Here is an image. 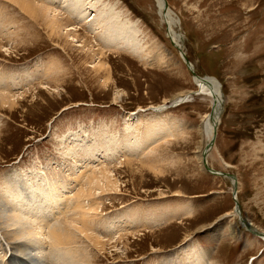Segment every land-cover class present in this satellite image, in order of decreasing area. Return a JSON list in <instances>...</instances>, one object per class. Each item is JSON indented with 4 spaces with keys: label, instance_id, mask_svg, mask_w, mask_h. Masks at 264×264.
Here are the masks:
<instances>
[{
    "label": "rangeland",
    "instance_id": "1",
    "mask_svg": "<svg viewBox=\"0 0 264 264\" xmlns=\"http://www.w3.org/2000/svg\"><path fill=\"white\" fill-rule=\"evenodd\" d=\"M106 1L141 31L138 45L146 50L140 56L108 49L99 57L101 43L91 36L89 51L80 53L71 41L58 46L40 23L0 0V100L15 102L10 111L7 104L0 109V195L27 206L18 183L25 181L35 195L55 187L57 196L48 200L56 216L48 227L82 214L77 203L85 211L89 205L87 235L110 244L100 253L83 236L75 238L86 264H187L196 250L214 264H264L263 241L237 225L229 181L201 166L200 126L211 111L209 99L189 93L193 76L168 40L154 1ZM166 2L196 76L213 78L222 89L208 164L235 176L242 215L264 233V0ZM83 28L77 33L85 34ZM181 95L190 98L179 105ZM103 171L110 172L111 189L117 183L121 192L80 195L90 175ZM229 228L238 240L230 239ZM0 255V264L31 263L27 254L6 253L1 242Z\"/></svg>",
    "mask_w": 264,
    "mask_h": 264
},
{
    "label": "bare ground",
    "instance_id": "2",
    "mask_svg": "<svg viewBox=\"0 0 264 264\" xmlns=\"http://www.w3.org/2000/svg\"><path fill=\"white\" fill-rule=\"evenodd\" d=\"M7 1H9L13 5H15L21 11V13L26 14L33 21L40 23L44 27V29L47 31L50 38H52V39L56 38V40L58 39V46H61V45H59V43H63L64 46L63 45L61 46L63 48H65L68 45V41H71V42H75V44H76L75 46H76V48L79 49L78 51L80 53L82 51H84L85 49L87 51H89L91 49V47H89L90 42H91V40L89 38L93 37L94 38L93 40L97 41V43L98 42L101 43V48L99 49V47H98V49H96V50H99V54H100L99 57H102V58H103V52L102 51L108 50V49H116V50L123 49L126 52H129L130 54L137 55V56H140V54H143V52H145V50H146V46L145 47H143V46L139 47V45H138L137 39H139L141 31H139V29L134 24V22L128 20L129 18H127L126 13L123 10L119 9L117 4H113L111 6L112 9H108L109 6L107 7L108 2L106 0H50L49 6L45 3H42V2H40L38 4L35 0L34 1L33 0H7ZM153 1H154V4L156 5V7L158 9V14H159V17L161 18L162 23H164L166 25L168 40L171 43L173 42L174 44L179 45L180 39L177 37V34L175 32V29H174L179 24L178 18L169 9L168 4L165 8L163 0H153ZM63 15L66 16V19L63 18ZM68 22H71L72 24H70ZM82 25H86V28L85 29L83 28L84 31H86V33L85 34H78L77 33L78 27H80ZM0 48H2V47H0ZM4 51H7V50H4ZM84 57H86V56H84ZM146 57H149V55L146 54ZM99 64L100 63H98V65ZM102 65H103V63L101 64V66ZM105 67H107V66L105 65ZM192 85H193L194 89H193V91L191 90L189 93H191V95H194V96H202L204 98H208L209 103H210V110L211 111H210V113H206V115L204 116L203 122L200 126L201 136L203 137V140L205 142V149H206V146L211 141L213 136H214V141H215L216 134L214 135V131L217 130V128L220 124V118H221V114H222L221 109H222V103H223L224 97H223L222 89H221L219 83L216 80H214L213 78H209V77H203L202 78V77H198V76H193ZM188 98H190V97L189 96H182V95L179 96V98H177V99H179L178 104L180 105L182 103H186ZM14 103L15 102H13V101L9 102V100H6V99L0 100V106H1L0 109L3 106H5V104H7V107L9 108V111H10L13 108ZM217 103H218V105L221 106V108H219V109L217 108ZM14 108H15V106H14ZM134 118H135V116L133 114L128 115L129 120L134 119ZM167 124L170 128H173L175 125L174 122H167ZM182 132L184 133V129ZM165 133H166V138L167 137L170 139L173 138V135H170L169 130L166 131ZM104 135H106V133ZM148 139L149 138H146L145 141H147ZM214 141H213V144L210 146L211 148L209 150L207 157L205 158L207 164H208L209 159H211V160L213 159L210 152L211 151L214 152L216 150V149L214 150L215 147L212 149V147L214 145ZM101 144H103V143H101ZM107 150H108V148H107ZM113 150L114 149H112V151ZM108 151H110V153H111L110 149ZM101 152H104V150ZM203 152L206 153V150L201 149L200 150L201 154H199V160L201 161L202 167H203L204 162H205L204 158H202ZM218 153L219 152H217V154ZM106 154H107V152H106ZM90 155H92V154H90ZM108 156H107V158H108ZM222 163L225 166H228L227 163H225L224 161H222ZM208 166H209V164H208ZM104 167H106V166H104ZM104 167H102V169ZM93 168H95V167H93ZM88 169H90V168H88ZM105 169H107V168H105ZM109 170H111V169H109ZM203 170H204V168H203ZM204 172H206L207 174L214 176V177H220V176L212 174V173L210 174L205 170H204ZM41 173H43V172H41ZM88 174H87V176H89ZM97 174H98V172H97ZM99 174H101V175H99L100 177L98 175H97L98 177L93 175V174L90 175L88 182H86L87 180L85 181L86 184L89 183L88 184L89 189L84 186L86 188V190H84V192H81L80 195L91 198L92 196H94V193L96 191L100 192V195L104 194V192H106V191L108 192L109 190H111L112 192H121V188L117 189V186H118L117 183H115V187L113 189H111V186L109 185V183L111 181L108 178L110 175V172L106 173L103 171V172H100ZM113 174H114L113 175V177H114V176H116V174H119V172L116 171ZM43 175H45V174H42V176ZM28 176H30V174ZM22 178H24V177L22 176ZM28 179H29V177H28ZM44 179L42 181H44ZM78 180H79V178H78ZM11 182H12V180H11ZM18 182H19V180H18ZM31 182H32V180H31ZM42 184H43V182H42ZM51 184H53V183H50V185L49 184H47V185L51 186ZM229 184H230V182H229ZM14 185H17V184L14 183ZM55 185H57V184H55ZM88 185H86V186H88ZM16 187H15V189H16ZM19 187L27 193L28 199L24 200V202L27 203V206H23L19 203H16L18 201H14V200L10 201L9 198H11L12 196L10 197V195L7 193H6L7 195H5V196L0 195V238L4 240V241L1 240L0 242L3 243L6 253L9 252V249H11L14 252L27 254L26 257L30 258V261H29V262H31L30 264H32V263L33 264H86L87 262L85 261V263H84V260H82V259H87V258H83L82 252L79 250V248H82V247H76V245H75L77 243V241H75V238H79V240H80L81 236L84 237V239L86 240V242L88 243V245L91 249H94L95 251L98 250L100 253L101 252L104 253V251L106 250V247L109 246L110 243L106 244L103 241H101L100 239H97L95 237H90L89 235H87V231H90V229H89L90 226L88 227V226L84 225V220L89 219V213H88L90 211L89 205H88L87 210L85 211V206H83L84 204L77 203L75 208L76 209H82V210L84 209L83 210L84 212H82V214H78V217H76V218L72 217L69 221H65V222L61 223L60 225H51L52 227L50 226L51 227L50 228L48 226L50 225L49 223H50L51 217L56 216V214H55L56 212L55 213L53 212L52 205H51L50 201L48 200V198L51 196V194L53 192L56 195L57 192L55 193V191H57V189L55 190V187H53L54 189L51 187L53 190L50 192L49 190L51 188L49 187L50 189L48 190L49 191L48 193H45L42 195H40V194L35 195L33 193V191L25 184V181L23 182V184L18 183V188ZM6 189H8V188H6ZM10 189H8V190L10 191ZM58 189H60V187ZM59 191L60 190H58V192ZM10 192H12V191H10ZM18 192H20V191H18ZM14 193L12 195H14ZM77 195H79V194H77ZM108 195H109V193H108ZM72 196H74V195H72ZM14 197L16 198V196H14ZM76 197H78V196H76ZM80 197L81 196H79V198ZM17 199L19 200L22 198H20V196H19ZM57 199H58V197H57ZM59 201H60V199H59ZM45 202L49 203L50 205L46 204ZM94 203H91V205H93ZM97 204H100V203H98V202L95 203V205H97ZM56 207H57L56 208V211H57L59 209V207L57 205H56ZM187 207H186V209H187ZM93 208H95L94 205L91 206V210H93ZM183 208H184V206H183ZM71 209H74V208H71ZM234 209H235V207L233 208V212L235 213V215H237ZM94 211H92V212L94 213ZM185 211H187V210H185ZM24 212H27V214L25 215ZM64 214H65V212H64ZM189 214H190V212H189ZM91 216H94V214H92ZM151 216L153 217V215H151ZM81 220L83 221V224L81 223ZM87 222L89 223V221H87ZM148 223H150V222H148ZM135 224H137V223H135ZM238 224H239V222H237V225ZM244 229H245V227H244ZM227 233H229L230 239H233V240L239 239L238 236L240 234L238 235L237 232H235V228H229V231H227ZM93 235H95V234H93ZM125 235H123V236H125ZM98 236H100V235H98ZM119 236H121V235H119ZM101 237H102V235H101ZM109 237L111 238V236H109ZM262 237H264V236H262ZM257 238H259V237H257ZM117 239H118V236H117ZM259 239L261 241H263V243H264L263 238H259ZM42 241L44 243H41ZM47 245H50L52 247V251H51L52 253H46L47 249L45 247ZM81 250L84 251V249H81ZM86 250H88V249H86ZM83 253L85 256V254H86L85 251ZM10 254H12V253H10ZM14 254H16V253H14ZM86 255L88 256V254H86ZM6 256H8V255H6ZM192 258H193V260H191ZM0 259H1V257H0ZM187 260H188L187 264H214L211 260H209V258H207L206 253L202 250H200V251L196 250L193 255H190L187 258ZM183 262L184 261H182V263ZM8 264H13V263L11 262V260H9ZM174 264H176V263H174Z\"/></svg>",
    "mask_w": 264,
    "mask_h": 264
},
{
    "label": "water",
    "instance_id": "3",
    "mask_svg": "<svg viewBox=\"0 0 264 264\" xmlns=\"http://www.w3.org/2000/svg\"><path fill=\"white\" fill-rule=\"evenodd\" d=\"M163 2H164V5H165V8H166V6H167V2H166V0H163ZM177 37L180 39V42H181V36L180 35H178L177 34ZM171 45L179 52V54H180V56H181V58L183 59V61H184V63H185V65H186V67L188 68V70L190 71V73L192 74V76H196V74H195V72H194V69H193V66H192V64L186 59V57H185V55H184V51H183V45H182V42H181V44H174L173 42L171 43ZM216 108V107H215ZM217 108L219 109V108H221V106L220 105H218V103H217ZM223 113V112H222ZM216 134V130L214 131V135ZM213 141H214V136H213V138L211 139V141L208 143V145L206 146V149H204V150H206V153H204L203 152V157L202 158H204V165H203V168H204V170L205 171H207L208 173H212V174H215V175H218V176H220V178H224V179H227V180H229V182H230V186H231V195H232V199H233V201H234V207H235V212H236V214H237V217H238V221H239V225H241L242 227H245V229L247 230V231H249V232H252V233H254V234H257L256 232H254L253 230H252V228L250 227V225L244 220V218H243V215H242V210H241V208H240V204H239V202H238V199H237V192H236V178L234 177V175L233 174H228V172H217V171H214V170H212L209 166H208V164H207V162H206V160H205V158L207 157V155H208V153H209V150H210V146L213 144ZM210 144V145H209Z\"/></svg>",
    "mask_w": 264,
    "mask_h": 264
}]
</instances>
